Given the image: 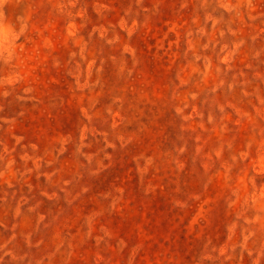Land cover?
<instances>
[{"label": "rangeland", "instance_id": "obj_1", "mask_svg": "<svg viewBox=\"0 0 264 264\" xmlns=\"http://www.w3.org/2000/svg\"><path fill=\"white\" fill-rule=\"evenodd\" d=\"M0 264H264V0H0Z\"/></svg>", "mask_w": 264, "mask_h": 264}, {"label": "clouds", "instance_id": "obj_2", "mask_svg": "<svg viewBox=\"0 0 264 264\" xmlns=\"http://www.w3.org/2000/svg\"><path fill=\"white\" fill-rule=\"evenodd\" d=\"M249 2H250V0H249Z\"/></svg>", "mask_w": 264, "mask_h": 264}]
</instances>
